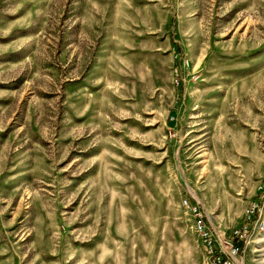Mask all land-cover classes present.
Returning a JSON list of instances; mask_svg holds the SVG:
<instances>
[{"label":"rangeland","instance_id":"rangeland-1","mask_svg":"<svg viewBox=\"0 0 264 264\" xmlns=\"http://www.w3.org/2000/svg\"><path fill=\"white\" fill-rule=\"evenodd\" d=\"M184 199L264 220V0H0V264H204Z\"/></svg>","mask_w":264,"mask_h":264},{"label":"built area","instance_id":"built-area-1","mask_svg":"<svg viewBox=\"0 0 264 264\" xmlns=\"http://www.w3.org/2000/svg\"><path fill=\"white\" fill-rule=\"evenodd\" d=\"M182 208L191 218L192 228L205 251L204 264H243L250 231L252 230V234L264 232V220L259 219L257 204L250 205L247 210L250 225L233 231L229 236L220 235L215 231L206 220L207 215L200 203L184 199Z\"/></svg>","mask_w":264,"mask_h":264}]
</instances>
